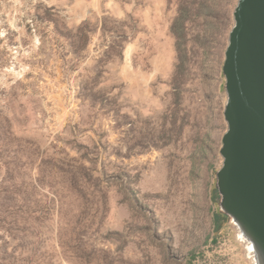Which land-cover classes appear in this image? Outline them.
Here are the masks:
<instances>
[{
  "label": "rangeland",
  "instance_id": "374dc122",
  "mask_svg": "<svg viewBox=\"0 0 264 264\" xmlns=\"http://www.w3.org/2000/svg\"><path fill=\"white\" fill-rule=\"evenodd\" d=\"M238 0H0V264H249L220 208Z\"/></svg>",
  "mask_w": 264,
  "mask_h": 264
},
{
  "label": "water",
  "instance_id": "95a60500",
  "mask_svg": "<svg viewBox=\"0 0 264 264\" xmlns=\"http://www.w3.org/2000/svg\"><path fill=\"white\" fill-rule=\"evenodd\" d=\"M222 70L227 129L216 172L219 204L264 264V0H238Z\"/></svg>",
  "mask_w": 264,
  "mask_h": 264
},
{
  "label": "bare ground",
  "instance_id": "6f19581e",
  "mask_svg": "<svg viewBox=\"0 0 264 264\" xmlns=\"http://www.w3.org/2000/svg\"><path fill=\"white\" fill-rule=\"evenodd\" d=\"M232 226L235 230L236 241L243 249L244 258L248 261L249 264H262L257 256L254 241L250 239V237L244 231L242 226H240V224L233 222Z\"/></svg>",
  "mask_w": 264,
  "mask_h": 264
}]
</instances>
